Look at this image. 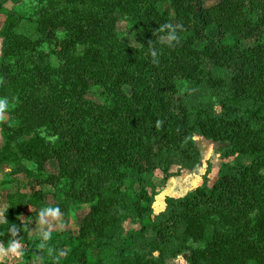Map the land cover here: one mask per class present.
<instances>
[{
    "label": "trees",
    "instance_id": "16d2710c",
    "mask_svg": "<svg viewBox=\"0 0 264 264\" xmlns=\"http://www.w3.org/2000/svg\"><path fill=\"white\" fill-rule=\"evenodd\" d=\"M20 1L0 0V97L15 104L0 166L34 186L24 194L8 182L0 243L18 242L21 264H166L184 253L186 264H264V0H92L95 13L39 22L36 38L17 35L25 13L6 6ZM120 20L136 47L120 40ZM50 42L57 71L34 55ZM25 81L45 96L17 99ZM92 88L101 103L86 98ZM195 137L226 144L222 157L242 164L222 163L212 184L208 166L200 186L155 214L156 172L165 183L177 176L170 162L192 169ZM77 206L88 207L79 228L48 239L21 220L27 209L40 222L45 208L68 216Z\"/></svg>",
    "mask_w": 264,
    "mask_h": 264
},
{
    "label": "rangeland",
    "instance_id": "374dc122",
    "mask_svg": "<svg viewBox=\"0 0 264 264\" xmlns=\"http://www.w3.org/2000/svg\"><path fill=\"white\" fill-rule=\"evenodd\" d=\"M7 9L21 11L25 13V20L17 30V35L23 38H36L38 36V24L39 22L58 23L62 21L66 16L72 17H85L87 14L95 13L97 11L96 6L92 4V0H85L83 4L72 6L64 2L55 3L52 5L45 4L39 6L34 0H22L20 2L9 3L6 6ZM4 21V15L0 14V29ZM119 33L120 40L130 46L136 47L137 44L134 40L133 33L129 27V24L120 20L116 25ZM63 32H58V38L60 39ZM55 43L50 42L41 46L34 51V55L42 60L46 68L57 71L59 69V62L55 56ZM1 45L2 39L0 38V59H1ZM83 48L80 47L79 51ZM6 68L0 69V73L4 74ZM24 87L21 91L20 87L16 88L17 99H23L25 91L35 94L39 98H43L46 94L45 88L36 89L31 86L28 81L22 82ZM128 91V89H127ZM103 91L98 88H92L88 91L86 98L96 103L103 101ZM15 104H10L5 113L0 114V148L4 143V127L3 125L8 122V112L13 109ZM195 148L198 152L199 162L192 169H182L181 165L177 161L170 162V171L177 176L169 178L165 183H162L163 175L160 172H156L154 177L155 183L158 187V195L155 197L154 213L158 214L164 209V200L167 197L178 198L184 196L186 193L197 188L202 183V177L204 176L208 166H211L209 181L210 184L214 183L217 178V172L222 163H230L234 165H241L243 160L240 155H236L229 159H224L221 155V150L226 144L221 142H213L201 137H195ZM48 173H57V164L54 161H49L46 166ZM11 167L2 165L0 166V219L3 220L2 214L7 207V196L10 193V186L8 182L10 180L18 181L20 184V192L29 194L31 188L34 186L31 180H28L24 174L17 176H10ZM43 191L46 194L45 200L48 204H52L56 201L54 198L52 188L48 186L43 187ZM88 211L87 206H77L71 209L68 216H62L61 214L53 218L46 216L40 222H35L30 219L32 214L31 209H27L21 216L22 221L29 223L30 235L34 238L44 236L47 233L48 236L58 233L64 228H70L76 231L81 225L85 214ZM1 224V223H0ZM131 226L126 224V229L129 230ZM14 241V240H13ZM10 242V245L12 242ZM9 245V246H10ZM22 248V247H21ZM93 255H90L92 257ZM187 253L178 256L175 259L169 260L166 264H186Z\"/></svg>",
    "mask_w": 264,
    "mask_h": 264
},
{
    "label": "clouds",
    "instance_id": "9594fccd",
    "mask_svg": "<svg viewBox=\"0 0 264 264\" xmlns=\"http://www.w3.org/2000/svg\"><path fill=\"white\" fill-rule=\"evenodd\" d=\"M165 28L169 29L168 35H167V40L171 43L174 41L178 40V36L176 34V28L173 27L171 24H167L164 25ZM152 57H156L157 56V52L156 51H152L151 53ZM9 107V101L6 97H0V114H3L6 112V110ZM0 118H2V116H0ZM60 215V208L59 207H48L45 208L41 211L40 216L41 218H44L46 216H51L53 218H56ZM44 239H48V234L44 233ZM43 247V245H41ZM21 245L16 242L13 241L12 244L9 246L10 250L12 252H14L16 255H20V252L17 251L18 249H20Z\"/></svg>",
    "mask_w": 264,
    "mask_h": 264
},
{
    "label": "crops",
    "instance_id": "0c3cea01",
    "mask_svg": "<svg viewBox=\"0 0 264 264\" xmlns=\"http://www.w3.org/2000/svg\"><path fill=\"white\" fill-rule=\"evenodd\" d=\"M3 220L0 219V223ZM21 247L17 251L20 252V255H16L12 252L9 246H4L3 243H0V264H21Z\"/></svg>",
    "mask_w": 264,
    "mask_h": 264
}]
</instances>
